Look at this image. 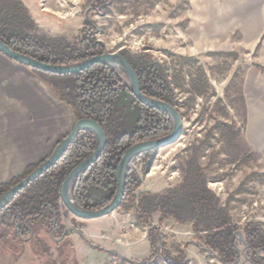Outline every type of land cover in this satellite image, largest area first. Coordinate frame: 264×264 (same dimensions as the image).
Here are the masks:
<instances>
[{
    "label": "trees",
    "instance_id": "16d2710c",
    "mask_svg": "<svg viewBox=\"0 0 264 264\" xmlns=\"http://www.w3.org/2000/svg\"><path fill=\"white\" fill-rule=\"evenodd\" d=\"M96 30L95 22L89 20L78 39L50 36L40 31L21 0H0L1 40L11 49L45 63L70 64L104 54L107 47L97 39ZM121 53L136 71L145 95L168 102L180 111L167 64L147 53L134 54L128 50ZM30 68L72 108L77 119H93L104 129L107 142L102 154L75 178L71 193L84 208L106 206L119 188L117 169L127 150L138 142L167 136L173 128L171 116L144 104L133 92L127 75L108 64L95 63L69 74ZM220 125L231 129L234 136L238 134L231 124L221 122ZM96 143L92 132L81 131L54 166L31 181L8 203L0 213V256L3 251L8 252L17 261L33 233L31 242L37 247L35 253L50 257V246L38 235L39 231H53L55 237H67L63 218L70 212L62 201V184L71 170L94 152ZM153 160L151 152L142 156V174L149 172ZM40 164L30 165L21 175L0 183V196ZM182 172L183 180L179 185L156 193H138L143 180L136 171L129 172L124 198L117 210L135 208L138 223L148 226L152 246L148 261H129L148 264L161 255L169 264H187L185 250L178 246V255L174 256L161 234L163 222L173 219L182 224L191 223L198 246L213 251L223 264H234L240 258V247L245 246L238 236V232H242L247 259L253 264H264V222L249 220L238 224L234 220L229 203L222 204L220 196L209 186L198 153L185 161ZM155 214L159 215V226L151 224Z\"/></svg>",
    "mask_w": 264,
    "mask_h": 264
},
{
    "label": "crops",
    "instance_id": "0c3cea01",
    "mask_svg": "<svg viewBox=\"0 0 264 264\" xmlns=\"http://www.w3.org/2000/svg\"><path fill=\"white\" fill-rule=\"evenodd\" d=\"M21 1L40 31L50 36L69 39L78 31L80 33L87 21L88 15L79 11L82 0ZM166 1L167 21L176 26L179 37L200 48L240 56L237 63L244 71L241 88L245 104L242 137L250 150L260 156L264 167V0H183L181 9L176 7L182 0ZM77 120L72 108L29 66L0 52V183L47 159L73 130ZM142 186L138 193L159 192L152 188L142 189ZM262 210L257 208V214L247 221H260ZM63 219L66 229L70 230L62 239L69 242L76 264H118V261L133 264L129 260L145 262L151 258L149 230L138 223L135 208L116 210L96 219H80L73 215ZM152 221L158 224L159 215L155 214ZM163 224L175 234H179L180 229L193 233L191 223L167 219ZM162 235L168 246L173 233ZM181 241L189 243L191 246L187 250L194 253L187 264H223L214 255L207 258L206 250L194 239L182 238ZM185 247L183 245L182 249ZM22 258L16 264H31L29 259ZM237 264L253 263L241 255Z\"/></svg>",
    "mask_w": 264,
    "mask_h": 264
},
{
    "label": "rangeland",
    "instance_id": "374dc122",
    "mask_svg": "<svg viewBox=\"0 0 264 264\" xmlns=\"http://www.w3.org/2000/svg\"><path fill=\"white\" fill-rule=\"evenodd\" d=\"M182 4L183 0L176 9H181ZM79 8L82 15H88L87 21L95 22L97 39L108 51L150 54L167 64L176 88L183 121L180 135L172 144L151 151L153 165L143 174L142 189L161 191L179 185L185 161L198 153L209 186L220 196L222 204L229 203L234 220L245 223L257 214L258 208L263 209L259 220L264 222V167L260 156L250 150L242 137L245 104L241 88L244 71L237 63L240 56L200 48L179 37L176 26L167 21L166 0H82ZM80 34L78 31L69 39H78ZM221 122L231 124L238 134L234 136ZM141 159L142 156L140 163ZM67 223L70 222L67 220ZM186 233L181 229L179 234L173 233L168 248L176 256L178 246L181 249L187 246L184 250L188 261L194 253L187 250L191 245L181 240L192 238L198 242V239L194 232ZM38 235L50 246V257L39 255L38 258L31 238L19 259L24 256L22 260L29 259L31 264H76L69 242L45 230ZM244 247H240L242 256ZM204 253L207 258L214 255L208 250ZM0 264H16V260L3 251ZM118 264L125 262L118 261ZM152 264L167 262L159 255Z\"/></svg>",
    "mask_w": 264,
    "mask_h": 264
},
{
    "label": "water",
    "instance_id": "95a60500",
    "mask_svg": "<svg viewBox=\"0 0 264 264\" xmlns=\"http://www.w3.org/2000/svg\"><path fill=\"white\" fill-rule=\"evenodd\" d=\"M0 52H2L4 55L11 58L12 60H15L23 65L57 74H69V73L79 72L89 68L95 63H100V62L108 64L113 68H115L116 70L122 71L127 75L129 79V85L131 86L133 92L136 94L137 97H139V99L144 104L150 107L159 108L167 112L173 120V128L167 136L138 142L127 150V152L121 159V162L117 169V179H118L119 188L114 198L104 207H101L99 209H87L79 205L74 200L71 193V186L75 178L83 171H86L99 158V156L102 154L106 146L107 138L104 129L100 126V124H98L97 121L90 118L78 119L73 130L56 145L53 152L47 159H45L26 178L21 180L19 183H17L12 188H10L7 192H5L2 196H0V213L20 190H22L25 186H27L31 181L39 177L42 173H44L52 166H54L63 157V155L69 149L70 145L80 134V132L86 130L92 132L96 136L97 143L95 150L89 157L82 160L77 166H75L64 180L62 184V192H61L62 201L69 210V212L75 217L80 219H96L110 215L119 208L124 198L127 177L131 170V166L132 164H134L135 160L153 150L172 144L173 142L176 141V139L180 135L183 121H182V115L178 110V108L176 106L171 105L168 102L145 95L141 90L136 71L134 70L130 62L122 55L121 52H110L107 50L104 54L93 56L86 60L76 63L63 64V65L49 64L41 60H38L32 56H28L26 54H22L11 49L1 40V38H0ZM117 66H119L120 69H118ZM69 230L70 229H66L65 235H68ZM53 234L54 232L52 231L51 235ZM33 236L34 234L32 233L29 240L33 238ZM238 236L242 239L243 243L245 244L243 252H244V256L247 258V254H246L247 245L245 238L242 232H238ZM208 251H210L212 254L216 256V254L213 251L211 250ZM238 261L239 259H237L234 264H237Z\"/></svg>",
    "mask_w": 264,
    "mask_h": 264
},
{
    "label": "built area",
    "instance_id": "2783aa9c",
    "mask_svg": "<svg viewBox=\"0 0 264 264\" xmlns=\"http://www.w3.org/2000/svg\"><path fill=\"white\" fill-rule=\"evenodd\" d=\"M139 165H140V157L135 160L134 164H132L130 171H136L140 175V177L142 178V180H143V174L141 173V170L139 168ZM147 176H149V175H147ZM139 190H141V188ZM151 224L154 225V226H159V223L158 224H154L153 221L151 222ZM165 232H172L174 234L176 233L175 231L171 230L169 227H167L164 224H162L161 225V234H163ZM186 235H191V233L190 232H187Z\"/></svg>",
    "mask_w": 264,
    "mask_h": 264
},
{
    "label": "bare ground",
    "instance_id": "6f19581e",
    "mask_svg": "<svg viewBox=\"0 0 264 264\" xmlns=\"http://www.w3.org/2000/svg\"><path fill=\"white\" fill-rule=\"evenodd\" d=\"M118 67V69H120V67L119 66H117ZM150 175H152V174H150Z\"/></svg>",
    "mask_w": 264,
    "mask_h": 264
}]
</instances>
